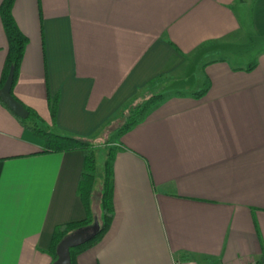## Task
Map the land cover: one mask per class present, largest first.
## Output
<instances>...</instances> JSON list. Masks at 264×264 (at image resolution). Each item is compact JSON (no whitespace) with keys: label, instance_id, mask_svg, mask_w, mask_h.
<instances>
[{"label":"crops","instance_id":"crops-1","mask_svg":"<svg viewBox=\"0 0 264 264\" xmlns=\"http://www.w3.org/2000/svg\"><path fill=\"white\" fill-rule=\"evenodd\" d=\"M12 16L27 38L13 95L36 126L94 147L164 96L115 140L113 219L75 264H264V0H15ZM6 51L0 20V79ZM41 152L0 103V264H51L54 229L85 218L82 154Z\"/></svg>","mask_w":264,"mask_h":264},{"label":"trees","instance_id":"trees-1","mask_svg":"<svg viewBox=\"0 0 264 264\" xmlns=\"http://www.w3.org/2000/svg\"><path fill=\"white\" fill-rule=\"evenodd\" d=\"M15 0H3L0 5V20L3 27V31L7 41V51L5 62L2 69L0 88L3 86L8 72L11 67L14 68L13 84L11 88V95H13V86L16 82L19 67L23 58L24 50L27 45V38L20 32L17 25L14 22L12 16V7ZM255 66V63L251 64L247 69L250 71ZM206 92V88L202 91L193 93V98H200ZM15 98V97H14ZM164 96L161 94H152L147 100L141 104L130 105L127 108V116L124 117L122 126L117 130L115 134L116 140L119 139L135 127L142 124L149 113V111L163 101ZM15 100H17L15 98ZM1 104H3L0 101ZM3 106H5L3 104ZM6 107V106H5ZM25 108V107H24ZM29 112V117L26 120H21L16 117L17 120L27 129L42 141L43 154H61L67 152L78 151L83 156V167L79 177L77 186V196L79 197L84 211L85 218L81 221L71 222L57 226L52 234L50 246L47 250V254L51 259V264H54L57 260L56 249L59 243L66 237L74 233L90 232L95 224V218L91 210V201L93 189L95 186V170L96 159L93 146L84 140L78 139L74 136L66 134H58L52 131L44 130L36 126L32 122V117L35 114L25 108ZM57 109V101L54 100L51 105V119L55 120ZM31 122V123H30ZM116 148H107L106 160L104 162L103 172L101 176V190L99 198V216L96 219L98 222V233L91 241L86 244L70 249L71 264H75L76 258L82 253L86 252L94 245H96L103 236L107 233L112 219H113V179H112V164L114 159V152ZM254 264H263V258Z\"/></svg>","mask_w":264,"mask_h":264},{"label":"water","instance_id":"water-1","mask_svg":"<svg viewBox=\"0 0 264 264\" xmlns=\"http://www.w3.org/2000/svg\"><path fill=\"white\" fill-rule=\"evenodd\" d=\"M13 76L14 68L11 67L3 86L0 88V101L16 117L20 118L21 120H26L29 117V112L22 106L20 102L15 100V98L10 93L13 84ZM98 229V222L97 220H95L94 227L90 232L74 233L63 239L56 249L57 260L54 264H71L69 253L70 249L80 247L94 239V237L98 233Z\"/></svg>","mask_w":264,"mask_h":264},{"label":"rangeland","instance_id":"rangeland-1","mask_svg":"<svg viewBox=\"0 0 264 264\" xmlns=\"http://www.w3.org/2000/svg\"><path fill=\"white\" fill-rule=\"evenodd\" d=\"M261 49H262V47L260 44H254V43L252 44L251 42H249L248 46L246 47V50H244V52L240 53L239 56H241L240 58H243V57L246 58L247 57L248 62L246 63V65H248L253 61L252 59L255 55V52L257 53ZM249 57H250V59H248ZM235 62H236L235 60H232V63L234 65H235ZM237 62H240V61H237ZM150 96H151V92L148 91L147 93H145L141 96L140 100H138L139 102H134L132 105L141 104L145 100H147ZM127 113L128 112L125 111L124 114L122 115V117L117 119V121L115 123H113L112 126H110L109 138H107L106 140H104L103 138L98 139L96 142H94L93 148L95 151V159H96V170H95L94 175H95L96 179H99L102 176L104 162L106 160L107 148H114L113 144L116 140L115 134L117 133V130L122 126V124L124 122V117L127 116ZM117 140H118V138H117Z\"/></svg>","mask_w":264,"mask_h":264},{"label":"built area","instance_id":"built-area-1","mask_svg":"<svg viewBox=\"0 0 264 264\" xmlns=\"http://www.w3.org/2000/svg\"><path fill=\"white\" fill-rule=\"evenodd\" d=\"M173 264H184L182 260H176ZM254 264V263H253Z\"/></svg>","mask_w":264,"mask_h":264}]
</instances>
